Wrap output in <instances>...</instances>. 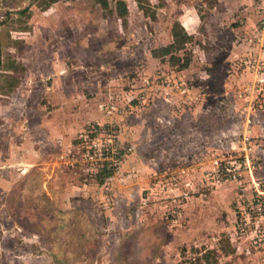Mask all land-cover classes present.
Here are the masks:
<instances>
[{"label": "rangeland", "instance_id": "obj_1", "mask_svg": "<svg viewBox=\"0 0 264 264\" xmlns=\"http://www.w3.org/2000/svg\"><path fill=\"white\" fill-rule=\"evenodd\" d=\"M38 1L0 0V264H264V0Z\"/></svg>", "mask_w": 264, "mask_h": 264}, {"label": "trees", "instance_id": "obj_2", "mask_svg": "<svg viewBox=\"0 0 264 264\" xmlns=\"http://www.w3.org/2000/svg\"><path fill=\"white\" fill-rule=\"evenodd\" d=\"M57 1L58 0H47L45 2L46 8L50 7L53 3L57 2ZM39 2H40V0L38 1V4H39ZM117 13L121 18H124L128 15L129 9H128V6H127V3L125 0H117ZM172 32H173V37H174L173 42H171L167 46L162 47L161 48L162 54H160V55L161 56L170 55V60L173 61V60H176L175 51H179V50L185 48L186 44H188L191 41V39L193 38V35L187 32V30L184 28V26L182 25V23L180 21H176L174 23L173 28H172ZM188 62H189V60H185L184 63L182 64V66L185 67L188 64ZM65 212H69V211H65ZM74 212L79 213V210H75ZM80 213L83 214L82 211ZM43 219H44V221H43ZM48 219H49L48 217L42 218V223H46L48 221ZM61 221H63V220L60 219L58 221V224ZM47 224H45V225H47ZM57 257L60 259L59 256H57Z\"/></svg>", "mask_w": 264, "mask_h": 264}, {"label": "built area", "instance_id": "obj_3", "mask_svg": "<svg viewBox=\"0 0 264 264\" xmlns=\"http://www.w3.org/2000/svg\"><path fill=\"white\" fill-rule=\"evenodd\" d=\"M108 149H109L108 147L107 148L105 147L104 153H101V154H103L104 156H106L109 159L110 164H111L110 168L112 169L113 166H115L117 164V154H113V152H110ZM95 151H96V149H95ZM225 171L226 170L223 169V174H226ZM227 171H228L227 174L229 177L236 178L238 175L237 172H235L234 170H232L229 167H227ZM256 187H257V193L254 196V200H253L252 206H251L253 208L252 215L256 218H261V220L264 221V196H262V195H264L263 194L264 191L261 190L258 186H256Z\"/></svg>", "mask_w": 264, "mask_h": 264}, {"label": "crops", "instance_id": "obj_4", "mask_svg": "<svg viewBox=\"0 0 264 264\" xmlns=\"http://www.w3.org/2000/svg\"><path fill=\"white\" fill-rule=\"evenodd\" d=\"M118 14V13H117ZM183 25V24H182ZM184 26V25H183ZM186 27V26H185ZM186 30H187V28H186ZM187 32L188 33H190V34H192L191 32H189L188 30H187ZM81 189H84L83 187L81 188ZM59 210H61V211H70L71 210V208H69L68 206H63V204L62 205H60V207H59Z\"/></svg>", "mask_w": 264, "mask_h": 264}]
</instances>
